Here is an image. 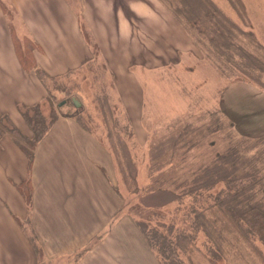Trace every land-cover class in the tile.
<instances>
[{"label": "rangeland", "instance_id": "374dc122", "mask_svg": "<svg viewBox=\"0 0 264 264\" xmlns=\"http://www.w3.org/2000/svg\"><path fill=\"white\" fill-rule=\"evenodd\" d=\"M35 1L26 0L30 3ZM39 1L40 6L32 9L27 21L17 11V3L13 0H6L7 8H2L9 20L10 29H13V35L16 36L11 32L12 37L23 46L25 38H33L28 30L37 10L46 7L45 0ZM110 1L132 2L140 7L141 15L145 18L143 20L137 17L130 31L120 35L127 39L122 46L109 49L110 60L115 63L113 67L109 65L107 58L106 62L102 58L97 40L87 27L84 10L81 9L82 0H68L76 8L88 42L100 55L82 68L63 76H48L41 71H36L37 74L35 70L31 71L32 75L41 76L45 83L38 77L43 84L42 88L47 92L39 106L42 113L48 117L51 111L56 112L57 109L60 110V116H73L71 118H74L79 129H82L81 125L86 126L84 132H75L72 138L68 137V142L63 139V146L59 147V151L66 156L65 144L73 143L87 161H97L103 166V172L95 171V176L92 171L88 175L87 170H83V175L85 180L90 178V209L93 210V203L97 200L105 215L98 217L89 212L87 220L85 215L75 217L78 220V232H65L68 221L64 218L69 213L66 210L67 199L73 194L78 195L69 179L79 178L78 175L74 173L69 178L60 176L59 173L66 170L47 169L44 159L38 162L39 168L36 169V161L41 158L36 153L35 162L30 169L28 158H25L27 175L23 185H16L13 181L9 185L6 182L8 174H11L12 180H19L24 174V165L21 155L7 147L4 138L8 136L20 150L19 144L5 133L0 137V247L4 259H1L0 264H93L92 258H97L96 264H106L102 261V254L105 252L109 254L108 263L112 264L110 258L115 242L122 247L124 240L133 241V235L145 240L135 222L144 217L132 211H137L133 207L136 203L146 206L141 195L146 194L151 176L178 179L176 185L182 182L193 185V174L204 165H213L218 152L225 153L229 146L239 149L245 156V161L242 160V165L236 170L225 161L226 168L230 169L229 172L234 170L235 175H242L248 170L245 174L247 177H244L248 188L236 187V181H231L234 188L241 189V192L243 190V194L233 196L219 193L229 182H219L210 190L198 189L192 196L184 192L180 199L169 201L162 207V211L149 221V227L162 232L164 245L178 264H264V243L254 231L249 232V226L238 224L227 211V207L231 206V209L241 213V206L249 203L247 199L251 195L254 201L262 200L264 206V0H211L237 27L231 32L230 45L221 46L223 52L233 53L239 58L232 60L236 67L233 76H227L228 73L223 71L212 56L211 59L205 57L202 53L205 51L195 43L202 39L210 46L211 38L221 39V36L217 37V28L228 33L220 27L218 14L213 16L202 10L203 3L198 0ZM158 1L169 5L168 11L179 18L180 28L189 36L181 34L178 41H173L180 43L179 51L173 52L170 49L171 62L164 59L165 64L162 61L151 64L152 59L149 57V29H154L158 35L155 40L158 50L162 49L157 45L158 41L162 44V33L165 32L167 37L169 33L171 37H175L176 32L173 26L163 24L166 21L152 24L154 21L149 22L145 17L146 3L153 5ZM246 1L256 8L249 10ZM110 11L107 9L106 13ZM126 11L128 12L127 9ZM109 22L107 19V24ZM126 34L128 35L125 37ZM183 48L192 50L195 56L182 55L180 49ZM241 50L255 56L241 59L238 54L246 53H240ZM250 61H257V66L246 68L245 65L250 64ZM167 63L170 64L162 68V64ZM153 66L156 68L152 69ZM227 86L229 92L226 94L224 89ZM74 95L83 101L80 109H76L71 101L58 106L60 100ZM227 108L232 113L226 112ZM24 122L23 119L17 126L25 134L32 136L28 127L23 128L26 125ZM72 149L70 147V153L67 154L70 157L74 155ZM47 150L43 146V152L46 153ZM21 151L23 152L22 149ZM68 165L75 164L70 161ZM134 169L136 181L130 178ZM81 175L80 173V177ZM257 176L261 178V182L252 183L257 181ZM167 184L170 182L167 181ZM136 185L139 186L138 191H135ZM23 186L28 193H25L26 197L22 195ZM116 187L122 192L124 204L108 223V214H112L118 203ZM6 191L11 192L4 205L3 202L8 197ZM13 191H19L21 197ZM209 191H212L210 196L204 195ZM246 193L249 196H245ZM219 194L221 197L217 202ZM8 203L10 221L5 209ZM195 207L205 212L203 214L206 220L203 223L190 216L189 211ZM20 208L22 210L19 217L14 210ZM117 220L120 223L115 227L124 226L121 227V239L120 229L115 238L117 229L113 226ZM168 220L169 224H174V229L167 228L168 225L165 224ZM104 223V231L96 233L94 239H91L93 233L88 235L91 240L86 244V239L81 236V229H89L91 232L95 226L101 227ZM70 224L72 226L68 230L77 229L74 220ZM5 226L8 227L7 231ZM129 226L133 228L131 236L128 235ZM184 230L194 234V238L180 244L177 233H183ZM65 235L67 237H62ZM102 240H106L103 251L97 248ZM93 247L96 248L95 255H85L86 250ZM82 257L86 259L81 261ZM157 260L160 261L158 258ZM116 264H127V259H119Z\"/></svg>", "mask_w": 264, "mask_h": 264}, {"label": "crops", "instance_id": "0c3cea01", "mask_svg": "<svg viewBox=\"0 0 264 264\" xmlns=\"http://www.w3.org/2000/svg\"><path fill=\"white\" fill-rule=\"evenodd\" d=\"M1 1L5 2L6 0H0V115L3 114V112H7L17 123H20L21 121H23V119L18 112L17 102L24 101L28 104H33L37 101H43L46 98L47 92L45 93L43 84L38 79L37 75H32L33 72H26V70H24L20 65V61L17 58L14 47L11 29L8 23L9 20L2 10ZM13 2L15 4L17 3V11L21 15V17L23 16L25 18V21H27L28 16L33 12L32 9H37V7L40 6L39 0L31 3L26 2V0H13ZM45 2L46 7L43 6L45 9L40 8L41 10H37V13L34 17V22L29 25L30 29H27L29 34L39 42L41 49L36 50L35 52L39 65H41L46 71L53 75L63 76L70 72H73L74 70L82 68L85 64L89 63L100 55L99 51H95L92 45L88 42L84 27L78 18L77 11H75L76 8L72 6L71 3L68 2V0H45ZM246 2V6L249 10L256 8L253 7L248 1ZM82 3L83 5L81 9L84 10V17L87 23V27L89 31L93 33L97 40L96 43L100 48L101 56L105 62L108 59L107 62L113 67L115 63L110 60L109 49L111 47L115 48L116 46L120 47L124 44L127 39L120 35L130 31L133 25H135V19L137 17H140L143 20L145 19L141 15L140 7L134 5V3L132 2L121 3L110 0H82ZM145 8V17L149 19V22L154 21L152 24H162L163 21H166L163 24L173 26L176 31L175 37H171L170 33L168 34V37L166 36L165 32L162 33V44L160 45L159 41L157 42V45L159 47H162V49L158 50L157 47H155V40L158 39V35L154 32V29H149V57L152 59L151 64H157L160 61L165 64L167 60L171 62V59L169 58V54L171 52L170 49H172L173 52H178L180 47V43L173 41H178L181 34L183 36H187L188 38L189 36L185 31L183 32V29L180 28L181 22H179V18L171 15V13L168 11L169 5H167V3L158 1L157 3L152 5L149 2L146 3ZM107 9L111 11L106 13ZM126 9L130 13H128ZM259 15L262 16L260 13ZM107 19L110 20L108 24ZM127 35L128 34L124 36L126 37ZM183 45H186L185 38L183 41ZM180 50H182V55L192 54L193 56H195L193 54V51L190 49L183 48ZM164 59H166V61H163ZM169 64L170 63H167L166 65L162 64V66H164L162 68H165ZM151 68L153 69L156 67L153 66ZM115 71L118 72L117 68H115ZM228 87L229 86L224 89L226 91V94L229 92ZM226 112L232 113L229 108H227ZM71 117L73 116H69L68 118V116L61 115L56 123L52 126L46 137L41 141L37 148V155H41V158H38L36 161V169L39 168L38 162L44 159L46 160L45 166L47 169L66 170L65 172H60V176L69 178L74 173L78 175L79 178L69 179L72 181V184L74 186L73 190L78 195L73 194L67 199L68 208L66 207V210H68L69 213L66 214L67 216L64 218L68 221L65 232L69 233L76 231V234L78 232V220L76 218H78L79 216L82 217L85 215L87 220L88 216L90 215L89 212H93L98 217H104L105 215V213L103 212L104 209L99 207L100 203L97 200L95 201V203H93V210L90 209V198L88 195L90 178L88 177V180H85L83 175V170H87L88 175L89 171H92V175L95 176V171H102L103 166L97 161H87L83 153L73 143L65 144L66 156H64L61 150L59 151V147L63 146V139L68 142V137L72 138L73 133L84 132L83 129H79L77 127L74 118ZM24 127H26V125H24L23 128ZM263 134L264 132L262 133V135ZM4 141L7 147L9 146L13 148L17 154L21 155V162H23L24 165L22 170V172L24 173L23 176L19 177V180L15 178L17 181H14L10 177L11 174H8V180L6 181L9 185L12 183V181L13 183L16 182V184H18L27 175V162L25 165L26 156L21 151V149L19 150L16 145L14 146L12 144L13 142L8 138V136L4 138ZM43 146L48 148L46 153L43 152ZM70 147L73 148L72 152L74 155L72 157L67 155L68 153H70ZM70 161H72L75 165L69 166L68 163H70ZM80 173L82 174L81 177ZM53 174L54 173L52 172V175ZM10 192L11 191H6V196L8 197L3 202L4 205L9 199ZM13 192L17 193V196L19 198L21 197V193L19 191ZM119 208L121 209V207ZM5 209L9 213V203L6 205ZM18 210L14 211L20 217V211L22 210V208ZM71 212L72 214H70ZM117 212L114 213L112 210V214H108V216H110L108 223L112 218L116 216ZM10 213L8 214L9 221L11 216ZM73 220L77 226V229L72 228L68 230V228L72 226L70 222H73ZM119 223L120 220H117V223H115L113 227H115L116 224ZM105 224L106 223H104V225L101 227L95 226L91 232H89V229H81V236L86 239V244L89 243L91 239H94L96 237V233H100L102 230L104 231V228L106 226ZM121 227L124 226H119V228L115 227V229H117V232H115V238H117L119 231L118 229H120L119 239H121ZM132 229V226H129L128 235L130 236L133 234ZM5 230H8L7 226H5ZM21 230L23 231V229ZM90 234H92V236L89 240L88 235ZM68 235L69 234H67V236ZM67 236L65 235L62 237ZM105 242L106 240L101 241L99 246H97L98 250L101 249L103 251ZM122 244L123 246L121 247L120 245L118 246L117 242H115L112 258H110L112 260V264H116L117 260L123 258L127 259V264H135L136 262L138 264H160V261L157 260L158 257L156 253L152 250V248L147 244L145 240L142 241L140 240V238L133 235V241L127 242V240H124ZM0 250L1 261L3 257V251L1 247ZM95 252L96 248L93 247L91 249H87L85 255H95ZM102 255V261H104L103 263L109 264V254L105 252V254ZM85 259L86 257H82L81 261ZM96 259L97 258H92V261H94L93 264H96ZM136 259L138 261L135 262ZM2 261H4V259H2Z\"/></svg>", "mask_w": 264, "mask_h": 264}, {"label": "trees", "instance_id": "16d2710c", "mask_svg": "<svg viewBox=\"0 0 264 264\" xmlns=\"http://www.w3.org/2000/svg\"><path fill=\"white\" fill-rule=\"evenodd\" d=\"M199 3H203L202 10L205 13H211L213 16H216L218 14L219 19H217L220 23V27L227 31L226 34L221 29L217 28V37L221 36V39L216 40L215 38H211L209 40L210 46L203 41L202 39L199 41L196 40V44L200 45L201 48L205 51V53L202 51V53L205 55V57H208L211 59L214 58L216 63L223 69L225 73H228L227 76H233L236 72L235 63L232 61L234 58H238L233 53L230 52H223L221 50V46L225 47L226 45H230L229 38L232 37L231 32L234 31L236 27L235 23H233L229 18H227L222 12L219 11V8L214 5V3L211 0H198ZM2 8L5 10L7 8V3L4 1H1ZM12 35H13V29H11ZM221 34V35H220ZM251 36H253V33H250ZM14 36V35H13ZM16 37V36H14ZM13 37V43L15 47V51L17 54V58L20 61L21 66L23 67L26 72H31L35 70L39 72H44L45 75L50 76L51 73L46 71L41 65H39L37 57H36V50L41 49L39 42L36 41L34 38H25V44L24 46L19 42V40L16 41V39ZM18 42V45H17ZM263 51V50H262ZM246 52V53H244ZM240 53L244 54H238L241 59H250L252 56H255L253 53H250L248 51L241 50ZM97 54V52H96ZM204 57V56H203ZM256 58V57H254ZM239 59V58H238ZM257 60V58H256ZM260 61V60H257ZM257 61H250V64H246V68L251 67L255 68L257 66ZM37 74V73H36ZM54 76V75H51ZM39 77V76H38ZM41 77V76H40ZM39 77V79L43 82V80ZM44 83V82H43ZM45 84V83H44ZM48 97V96H47ZM43 101H37L33 104H28L27 102L20 101L17 102V108L18 112L22 119H24V123L26 124V127L29 128V130L32 132V136H29V134H25L22 129H20L17 126V122L12 118V116L7 113L3 112L0 116V137L3 135L9 134L14 138L15 141L19 144L20 148L25 153L26 157L28 158L29 163V169L31 168L32 164H34L35 155L37 153V148L41 141L46 137V135L49 133L52 126L56 123L58 118L60 117L59 111L56 112L51 111L49 113L48 117H46L39 107ZM31 111L33 112L31 114ZM85 126V125H84ZM81 125L82 129H85V127ZM261 137V136H260ZM264 136H262V139ZM219 155L217 158H214V164L213 165H204L202 166L198 171H196L194 175V181L193 185L190 183L182 182L180 185L175 184L178 179L168 180V179H162L160 177L151 176L152 180L149 184L148 190L146 191V194L143 196L141 195V200L143 201L145 205H142L140 203H137L133 205L134 213L138 214L140 217H144L141 221L136 219L135 222L138 225V228L140 229L143 237L145 238L147 244L152 248V250L156 253L158 259L160 260L161 264H178V261L173 259L169 252L167 251V247L164 245V236L162 232H160L156 228H150L149 227V221L153 219V216L155 214H159L162 210L161 208L167 205L169 201L180 199V197L185 193H190V195H195L194 193L197 192L198 189L202 190H210L213 187L216 186L219 182H229L223 189L219 191V193L223 194H233V196H239L243 194V190L241 192V189L237 190V188H234L231 184V181L235 183L236 181V187H247L248 183L247 180L244 177H247L248 170H245V172L241 175H235L236 169H239L242 165V160L245 161V156H243V153L239 152V149H234L232 146L227 148V151L225 153L218 152ZM168 160H171L170 158ZM225 161H228L230 164H232V168L234 169L232 172H229L230 169L226 168ZM124 171V170H123ZM125 173V172H124ZM136 175V169H134L133 174H130V178H132L134 181ZM233 175V177H232ZM236 180H233V179ZM254 178V176H253ZM257 181L252 183H260L261 178L257 176ZM29 179V177L27 178ZM26 179V180H27ZM126 180L127 177H125ZM242 182H241V180ZM167 181L170 182V184H167ZM23 182H25V179L22 180L20 183L16 184L19 186L23 185ZM238 182V184H237ZM250 182V181H249ZM184 184V185H183ZM183 186V187H182ZM187 186L186 188H184ZM182 187V188H181ZM243 187V188H244ZM135 191L139 190V186L136 185ZM22 189V188H21ZM181 189V190H180ZM237 190V191H235ZM25 191V188L23 186V193L26 197L27 193ZM245 191V190H244ZM28 194V193H27ZM212 194V191H209L207 193H204L206 196H210ZM115 195L118 199V203L114 206L113 212L116 213L124 204V199L122 196L121 190H118L117 187L115 189ZM221 194H219L217 202ZM30 196V195H28ZM148 196V197H146ZM245 196H249V194H245ZM253 195H251L250 199H247L249 202L247 205L241 206L243 207L242 212L238 213V210L231 209V206H228L227 211L231 214V217L234 220L238 221V224H244L246 226H249V232L251 233L254 231L255 235L259 237V239L264 243V206L262 200L256 199L254 201ZM149 202V203H147ZM142 206V207H137ZM144 206V207H143ZM213 206V205H211ZM203 210V209H202ZM201 209L199 210L198 207H195L189 211V214L191 217L196 218V221H199V223H203L205 218V212H203ZM131 214V213H130ZM158 216V215H157ZM144 226H143V224ZM165 223V222H164ZM163 223V225H164ZM167 228L174 229V224H169ZM159 225V224H157ZM162 225V224H160ZM242 229L243 227L240 226ZM245 229V228H243ZM178 235V236H177ZM177 239H179L180 244H185L189 239L194 238V234L187 232L186 230L183 231V233H177Z\"/></svg>", "mask_w": 264, "mask_h": 264}, {"label": "water", "instance_id": "95a60500", "mask_svg": "<svg viewBox=\"0 0 264 264\" xmlns=\"http://www.w3.org/2000/svg\"><path fill=\"white\" fill-rule=\"evenodd\" d=\"M67 101H71L73 103V105L75 106V108H80L83 105V103L80 100V98H78L77 96H72L70 98H66V99L61 100L58 103V106L64 105Z\"/></svg>", "mask_w": 264, "mask_h": 264}]
</instances>
